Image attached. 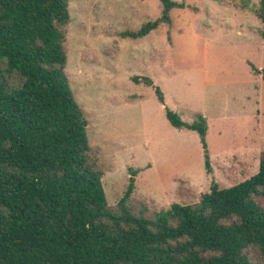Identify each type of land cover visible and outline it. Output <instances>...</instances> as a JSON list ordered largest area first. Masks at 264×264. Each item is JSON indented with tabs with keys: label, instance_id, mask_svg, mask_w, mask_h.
<instances>
[{
	"label": "trees",
	"instance_id": "1",
	"mask_svg": "<svg viewBox=\"0 0 264 264\" xmlns=\"http://www.w3.org/2000/svg\"><path fill=\"white\" fill-rule=\"evenodd\" d=\"M160 3L158 20L126 36L146 37L182 6ZM251 12L264 23V0ZM69 22V0H0V264H264L257 202L264 199V152L251 178L229 188L213 181L198 203L162 211L129 208L137 174L130 170L118 212L111 210L88 121L65 74L61 28ZM143 83L153 86L149 78ZM166 116L199 135L211 175L206 119L189 124L168 108ZM249 249L263 263L252 262Z\"/></svg>",
	"mask_w": 264,
	"mask_h": 264
},
{
	"label": "rangeland",
	"instance_id": "2",
	"mask_svg": "<svg viewBox=\"0 0 264 264\" xmlns=\"http://www.w3.org/2000/svg\"><path fill=\"white\" fill-rule=\"evenodd\" d=\"M172 1L182 6L170 22L143 38L126 35L161 17L160 0H69L61 28L65 74L116 213L130 170L129 208L162 211L198 203L213 181L229 188L251 178L264 152V23L251 12L260 0ZM166 108L189 124L206 119L211 175L199 135L172 126ZM247 254L263 263L257 249Z\"/></svg>",
	"mask_w": 264,
	"mask_h": 264
}]
</instances>
